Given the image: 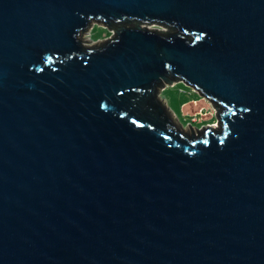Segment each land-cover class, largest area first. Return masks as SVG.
I'll return each mask as SVG.
<instances>
[{"label":"water","instance_id":"water-1","mask_svg":"<svg viewBox=\"0 0 264 264\" xmlns=\"http://www.w3.org/2000/svg\"><path fill=\"white\" fill-rule=\"evenodd\" d=\"M0 264H264V0H0Z\"/></svg>","mask_w":264,"mask_h":264},{"label":"rangeland","instance_id":"rangeland-1","mask_svg":"<svg viewBox=\"0 0 264 264\" xmlns=\"http://www.w3.org/2000/svg\"><path fill=\"white\" fill-rule=\"evenodd\" d=\"M147 29H151V30H159V31H166V29L165 28H158V29H156V27H154V26H152V25H150V26H147L146 27ZM93 30H95V31H93ZM108 31L105 29V28H103V27H100V26H97V25H95V26H93V28L91 29V30H89V31H87L86 33H84L83 35H82V39L87 43V44H89V45H95V44H97V43H100V42H103V41H105V40H107L109 37H110V33H109V35H108V33H107ZM200 100H203V102H204V105L205 104H207V108L208 109H212L211 107H210V105H209V103L207 102V101H205L204 99H200ZM192 101H189V102H187V103H185V104H183L181 107H180V112H181V114H182V112H183V109H184V107L186 106V105H188L189 103H191ZM166 103V102H165ZM167 104V103H166ZM174 103H169V105H168V107L171 109V107H173L172 105H173ZM205 107V109H207ZM171 111H172V109H171ZM213 111V110H212ZM173 112V111H172ZM185 117H184V119H179L176 115L174 116L175 118H176V120L178 121V123H179V125L181 126V128H182V130L185 132V133H189V128H188V124H191L192 125V127L191 128H194V129H199V128H203L204 126H206V125H208L210 122H213V121H216V119H215V115L213 114L212 115V117H211V119H208V120H200V117H197L196 115H192V114H190V115H184ZM186 118H192L191 119V122L190 123H185V119ZM206 122H207V124H206ZM195 124V125H194ZM201 124V125H200ZM209 125H211V124H209Z\"/></svg>","mask_w":264,"mask_h":264},{"label":"bare ground","instance_id":"bare-ground-1","mask_svg":"<svg viewBox=\"0 0 264 264\" xmlns=\"http://www.w3.org/2000/svg\"><path fill=\"white\" fill-rule=\"evenodd\" d=\"M200 99L197 100V101H192L191 103H189L188 105H186L184 107V109H183L182 114L183 115H190V114L196 115L197 117H200V120H202V121L203 120L211 119L212 115L214 114V110L213 109H208L207 108L208 107L207 104L204 105L203 100H200ZM205 107L207 109H205Z\"/></svg>","mask_w":264,"mask_h":264},{"label":"crops","instance_id":"crops-1","mask_svg":"<svg viewBox=\"0 0 264 264\" xmlns=\"http://www.w3.org/2000/svg\"><path fill=\"white\" fill-rule=\"evenodd\" d=\"M183 85V84H182ZM184 86V85H183ZM184 89L181 87V84H175L172 87H164L162 90H159L160 97L169 105V103H176L181 97L180 90ZM180 119H184V115L180 112Z\"/></svg>","mask_w":264,"mask_h":264},{"label":"trees","instance_id":"trees-1","mask_svg":"<svg viewBox=\"0 0 264 264\" xmlns=\"http://www.w3.org/2000/svg\"><path fill=\"white\" fill-rule=\"evenodd\" d=\"M93 31H95V30H93ZM108 33V32H107ZM108 35H109V33H108ZM181 87H183L184 89H186V87L185 86H183L182 84H181ZM181 93V95H182V97L176 102V103H174L172 106L173 107H171V109H172V111H173V113H174V115H176L179 119H180V107L183 105V104H185V103H187V102H189V101H197V100H199L200 99V97H198L196 94H193V95H187L186 93H182V92H180ZM191 119L192 118H186L184 121H185V123H190L191 122ZM206 124H207V122H206ZM209 124H211V125H213V124H215V121H213V122H210ZM195 125V124H194ZM201 125V124H200Z\"/></svg>","mask_w":264,"mask_h":264},{"label":"built area","instance_id":"built-area-1","mask_svg":"<svg viewBox=\"0 0 264 264\" xmlns=\"http://www.w3.org/2000/svg\"><path fill=\"white\" fill-rule=\"evenodd\" d=\"M180 92L186 93L187 95H193V94L197 95V93H196V91L194 89H191V88H188V87H186V89L180 90Z\"/></svg>","mask_w":264,"mask_h":264}]
</instances>
